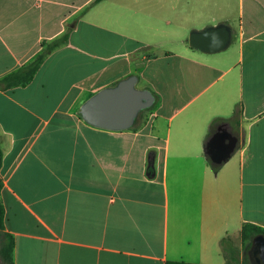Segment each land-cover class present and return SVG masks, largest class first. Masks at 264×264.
Instances as JSON below:
<instances>
[{
  "label": "crops",
  "instance_id": "0c3cea01",
  "mask_svg": "<svg viewBox=\"0 0 264 264\" xmlns=\"http://www.w3.org/2000/svg\"><path fill=\"white\" fill-rule=\"evenodd\" d=\"M93 2L0 0V79L68 34L30 83L0 91L13 264H246L242 227L264 230V0ZM219 25L227 49L189 47ZM131 75L155 97L138 127L81 119ZM219 129L240 147L216 168L204 144Z\"/></svg>",
  "mask_w": 264,
  "mask_h": 264
},
{
  "label": "water",
  "instance_id": "95a60500",
  "mask_svg": "<svg viewBox=\"0 0 264 264\" xmlns=\"http://www.w3.org/2000/svg\"><path fill=\"white\" fill-rule=\"evenodd\" d=\"M232 32L219 25L188 36V45L203 54H216L224 51L231 43ZM138 78L131 75L114 86L100 89L89 97L80 107L81 119L88 125L108 131L129 130L140 112L150 109L155 97L148 89L137 88ZM240 139L225 129L219 131L204 144V153L211 163L220 167L239 149ZM249 264H264V235L251 240L246 252Z\"/></svg>",
  "mask_w": 264,
  "mask_h": 264
},
{
  "label": "trees",
  "instance_id": "16d2710c",
  "mask_svg": "<svg viewBox=\"0 0 264 264\" xmlns=\"http://www.w3.org/2000/svg\"><path fill=\"white\" fill-rule=\"evenodd\" d=\"M102 1L104 0H94V2L91 5L98 4ZM67 38H68V34L65 33L60 38H58L57 40L49 44L29 64L1 78L0 79V91H6V90H10V89L17 88V87H24L28 83H30L34 75L36 74L37 70L41 66L42 62L46 58V56L50 54L54 49L66 44ZM136 120L137 118L135 119L134 124L136 123ZM0 162H1V154H0ZM1 188H2V183L0 180V190ZM258 235H264V230L259 227L253 226V225H244L242 227L241 238H242V242L245 244L244 261L246 264H249L246 252L251 245V240ZM220 246L222 250L224 251V253H226L229 257L233 256V252L228 246V241L223 239L220 242ZM12 256H13V239L10 235L4 233V211H3V207L0 202V264H13ZM166 264H177V263H166Z\"/></svg>",
  "mask_w": 264,
  "mask_h": 264
},
{
  "label": "rangeland",
  "instance_id": "374dc122",
  "mask_svg": "<svg viewBox=\"0 0 264 264\" xmlns=\"http://www.w3.org/2000/svg\"><path fill=\"white\" fill-rule=\"evenodd\" d=\"M139 86V85H138ZM151 109V108H150ZM150 109H146L142 112L139 113V115L137 116V120H136V123L134 124V126L131 128L134 129L135 127H138L140 125V123L144 120L145 116H146V113L148 112V110ZM249 262V260H248Z\"/></svg>",
  "mask_w": 264,
  "mask_h": 264
}]
</instances>
